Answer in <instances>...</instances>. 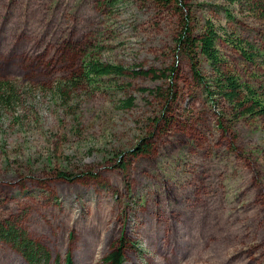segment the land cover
Returning <instances> with one entry per match:
<instances>
[{
  "label": "rangeland",
  "instance_id": "obj_1",
  "mask_svg": "<svg viewBox=\"0 0 264 264\" xmlns=\"http://www.w3.org/2000/svg\"><path fill=\"white\" fill-rule=\"evenodd\" d=\"M185 20L264 107V0H0V221L52 260L104 264L124 241L123 264H264V116L206 95ZM89 61L122 75L88 80ZM0 264L27 263L0 241Z\"/></svg>",
  "mask_w": 264,
  "mask_h": 264
},
{
  "label": "trees",
  "instance_id": "obj_2",
  "mask_svg": "<svg viewBox=\"0 0 264 264\" xmlns=\"http://www.w3.org/2000/svg\"><path fill=\"white\" fill-rule=\"evenodd\" d=\"M114 1L116 0H113V2ZM183 24V30L177 38L176 45L178 49L187 56L195 80L200 84H204L206 95L219 96L225 103H231V107H233L232 110L234 108L243 110V115L249 116L259 114L264 116V107L257 110L259 104L254 103L248 106V98H241V94L251 96L254 90L250 87L240 85L238 79L224 69L225 60L217 48V42L220 40V35L217 30H215L211 24L206 23L200 33L196 35L188 28V20H185ZM236 47H238V45H236ZM238 51L242 53L241 55L248 62H252V57L248 55L244 49L238 48ZM199 57H203L212 70V75L214 77L212 85H205L204 78L201 76L198 68ZM81 72L85 74L84 77L88 80L109 75H122V70L118 67L92 61L84 63ZM167 72L169 77H166ZM175 72L176 67H172L170 70L161 71L160 73H156L154 70L150 69L147 71H138L136 74L140 76H151L153 79H170L175 75ZM13 92L14 87L8 83H0V103L5 106L10 102V99L13 100ZM140 151L144 150L141 149ZM59 177L67 180L66 175L59 174ZM16 223V221L10 222L9 220L0 221V241L8 244V246L18 253L27 264H73L69 254L64 257L62 262L59 258L52 260L47 249L40 243L31 239L28 233ZM125 248L126 244L124 241H118V245L112 248L110 253L104 258L103 263L123 264V253Z\"/></svg>",
  "mask_w": 264,
  "mask_h": 264
}]
</instances>
